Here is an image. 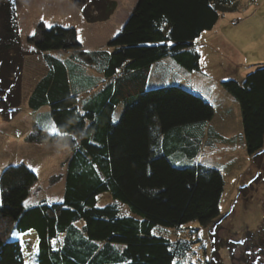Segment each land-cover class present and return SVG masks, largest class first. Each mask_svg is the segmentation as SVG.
Instances as JSON below:
<instances>
[{"label": "trees", "instance_id": "obj_1", "mask_svg": "<svg viewBox=\"0 0 264 264\" xmlns=\"http://www.w3.org/2000/svg\"><path fill=\"white\" fill-rule=\"evenodd\" d=\"M72 2L90 23L107 21L116 9L110 0ZM240 9L241 0H139L107 49L89 53L82 51L76 28L39 25L29 42L43 55L47 72L29 106L48 107L60 134L38 128L28 140L69 146L64 199L26 206L37 174L24 164L3 170L0 264L25 263L22 243L10 239L15 230L37 233L36 264H211L187 260L192 242L174 243L155 230L179 231L194 221L214 225L213 248H225L216 243L222 172L175 161L201 156L215 108L198 93L180 86L148 89V81L151 67L165 58L200 71L197 40L215 29L222 14ZM58 51H79L101 78L75 73L71 62L51 54ZM25 56L16 0H0V113L7 112L6 120L19 112L21 95L15 92ZM221 84L240 104L247 153L254 157L264 151V65L242 81ZM82 91L93 95L80 107ZM105 195L112 202L99 207Z\"/></svg>", "mask_w": 264, "mask_h": 264}, {"label": "rangeland", "instance_id": "obj_2", "mask_svg": "<svg viewBox=\"0 0 264 264\" xmlns=\"http://www.w3.org/2000/svg\"><path fill=\"white\" fill-rule=\"evenodd\" d=\"M113 1L118 7L120 2L119 6H122V3L129 0ZM241 3L242 9L222 14L215 29L204 33L197 40L196 46L203 56L201 67L206 71L191 72L182 68L172 58H167L166 64L161 62L153 66L154 71L148 83V89L180 86L203 94L215 108V116L207 126V135L203 141L206 144L201 156L196 161L174 160L179 166L200 163L222 172L225 190L220 206L222 218L217 222L216 243L225 248L222 247L219 251L213 248L214 225L203 227L194 221L179 231L161 227L155 230L156 235L166 237L174 243L179 240L192 242V251L190 250L186 259L193 262L207 259L211 264H264V151L254 157L248 155L240 104L220 83L227 80L242 81L249 73L264 65V0H241ZM43 4L45 1H42V6ZM56 11L55 8L48 10L49 13ZM42 12L44 10H41ZM39 14L40 12H36L32 18H37ZM24 18L25 16L21 15L22 21ZM234 19H239V22L234 23ZM33 23L36 25V22ZM33 45L29 42L27 49ZM23 50L26 56L21 86L20 91L15 92H20L21 95L20 112L28 109L24 101L28 100L33 87L46 72L41 53L37 50L26 51L24 47ZM173 65L176 68H173ZM6 107L9 109V105ZM121 110L123 111L122 106L116 113L120 111L121 115ZM6 113H0V129H3L0 130V167L24 164L37 174L38 183L32 188L27 205L62 203L66 162L71 156L69 146L30 142L28 138L39 127L27 133L26 138L14 139L11 134H14L17 128L20 133L26 132L31 128L32 122L28 120L25 111L19 113L17 121L14 119L18 113L8 120ZM117 114L115 115L118 119ZM111 202L109 195L101 196L98 206L104 207ZM126 209L122 208L124 213H127ZM82 225L80 223V226ZM10 239L22 243L24 264H36L39 239L34 230H15ZM53 247H59L58 241H53Z\"/></svg>", "mask_w": 264, "mask_h": 264}, {"label": "crops", "instance_id": "obj_3", "mask_svg": "<svg viewBox=\"0 0 264 264\" xmlns=\"http://www.w3.org/2000/svg\"><path fill=\"white\" fill-rule=\"evenodd\" d=\"M42 1H45V4H43V6H42ZM138 1L139 0H129L128 2L122 3V6H119L121 3L119 1L120 3L118 7L116 5V9L114 10L113 14L107 21H104L102 23L89 24L86 21L82 11L78 7H76V5H74L72 0H16L18 22H19L21 39H22V45L24 49H26V51L27 50L29 52L36 51V48L34 45L32 47L30 46L29 49H27V47L29 46V39L35 38L38 36V26L39 24L42 23L48 27L59 25L65 28H70V27L76 28L78 31L79 41L83 46V50H82L83 52L89 53V52H95V51L97 52V51L105 50L108 47L109 41L121 33L124 25L128 21L131 14L133 13L136 5L138 4ZM52 8H55L57 11L54 13H49L48 10ZM41 10H44V12L41 13ZM36 12L37 13L40 12L39 16H37V18H32ZM21 15L25 16L27 20H25L24 18V21H22V19H20ZM117 16L119 18L116 19ZM33 21L36 22V25L33 23ZM51 54L60 58L64 62H67V63L71 62L75 73H78L82 77L86 76L83 73V72H86L87 76H93L94 78H98V79L101 78L100 74L93 70L91 64L85 61L84 57L81 56L79 51H68V52L58 51V52H54ZM201 56H202V53H201ZM42 58L44 61L43 55H42ZM166 59L167 58L157 62L156 64L161 63V62L165 63ZM202 60H203V56H202ZM156 64H154L153 66H155ZM83 65L85 66L84 70L81 68V66ZM153 66L150 69V77L152 75V72L154 71ZM172 67L176 68L175 65H173ZM201 70H202V67L200 71ZM202 71H206V70H204L203 68ZM46 72H47V66H46ZM150 77H149V80H150ZM102 84L104 83L99 84V86L95 88L94 91L97 89H100ZM32 91L30 93H32ZM87 93L89 92H83V91L80 92L79 97H80V100H82L80 101V107H82L85 104V102L88 101L90 97L93 95V94L88 95ZM29 98L28 100L24 101L25 106H27L28 109L27 108L25 110L23 109L21 110V112L25 111V114L28 117V120L31 121L33 124L31 123V128H29L26 132L23 131L22 133H20V129L17 128L15 130V133L11 134V137L12 135H14L13 136L14 139H21L23 137L26 138L28 137L27 133H30L35 127H39L41 129L43 128L48 129L50 132L54 133L55 135L60 134L58 129L54 125V123L47 116L49 113V108L43 107L40 110H33L29 106ZM21 112L20 111L18 112V115L16 116L14 121L15 120L17 121V117L19 116V113ZM23 121L26 122L24 118H23ZM0 130L3 131V129H0ZM6 167H8V165L0 167V176ZM25 205L29 206L27 205V201Z\"/></svg>", "mask_w": 264, "mask_h": 264}, {"label": "built area", "instance_id": "obj_4", "mask_svg": "<svg viewBox=\"0 0 264 264\" xmlns=\"http://www.w3.org/2000/svg\"><path fill=\"white\" fill-rule=\"evenodd\" d=\"M234 22V21H233ZM235 22H237V20H235Z\"/></svg>", "mask_w": 264, "mask_h": 264}]
</instances>
